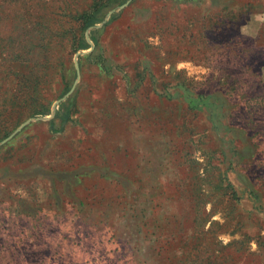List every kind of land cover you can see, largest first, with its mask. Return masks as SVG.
I'll list each match as a JSON object with an SVG mask.
<instances>
[{
  "label": "rangeland",
  "instance_id": "obj_1",
  "mask_svg": "<svg viewBox=\"0 0 264 264\" xmlns=\"http://www.w3.org/2000/svg\"><path fill=\"white\" fill-rule=\"evenodd\" d=\"M136 153L152 196L95 179L55 204ZM23 209L58 230L43 264H264V0H0V233Z\"/></svg>",
  "mask_w": 264,
  "mask_h": 264
},
{
  "label": "crops",
  "instance_id": "obj_2",
  "mask_svg": "<svg viewBox=\"0 0 264 264\" xmlns=\"http://www.w3.org/2000/svg\"><path fill=\"white\" fill-rule=\"evenodd\" d=\"M49 121L53 119L54 116H46ZM55 120V119H54ZM57 123V119L55 120ZM129 146L131 144H128ZM123 148V146H122ZM141 156L137 153L134 155L132 160H129L124 156L123 168L117 170L116 172L109 171L107 168L104 169L100 165L92 164L85 165V167H79L75 172L71 173L67 177L59 179V188L56 190V196H54V202L61 208L63 205H68L69 200H75L78 202L83 193L85 192L84 182L86 180L99 179L102 182H109V186L112 188L108 193L116 194L115 187L113 185L117 183L122 184V190H124V196L131 198H141L152 196L155 193V183H156V173L154 166H147L142 161L140 162ZM139 160V161H138ZM138 161V162H136ZM138 163V164H137ZM91 169V170H90ZM86 172L87 174L82 175L80 172ZM93 174H95L93 176ZM121 182V183H120ZM25 193H20L19 196L26 198H32L34 195L35 188H31L29 183L25 187ZM24 198V202L28 204L32 201H27ZM35 213L36 211L33 210ZM33 211L23 209L21 212H15L13 218H11V223H9L8 230L5 235L0 233V264H43L45 263V252L50 256H55L54 249L56 246L54 242L56 241V233L58 230H52L50 226H45L41 224H22L28 217H34ZM102 211V210H101ZM4 218V217H2ZM0 223H4L8 219H2ZM90 233L95 234V236H100V234L107 233L106 228L103 225L95 228L88 227ZM1 231V227H0ZM103 238V237H102ZM86 245L85 249H89L86 253L87 256H95L99 253L93 252L94 242L93 239L84 243ZM77 255V254H76ZM142 264V262H138Z\"/></svg>",
  "mask_w": 264,
  "mask_h": 264
},
{
  "label": "trees",
  "instance_id": "obj_3",
  "mask_svg": "<svg viewBox=\"0 0 264 264\" xmlns=\"http://www.w3.org/2000/svg\"><path fill=\"white\" fill-rule=\"evenodd\" d=\"M101 6H102L101 4L100 5H97L95 9H97V8H99ZM94 14L95 13L91 14L90 16H88V18L85 21L84 28H87V29L92 28L97 23L100 22V20L98 18H95L94 17ZM88 48H89V45L87 44V42L85 40L82 43H80L79 44V47H78V49H80V50H87ZM68 91H69V88H67L66 90H64L63 95L64 94H67ZM54 119L55 120L57 119V122H58V126L59 127L57 129L52 128V125H51V124H53L55 126L57 124ZM70 120H71V116H69V113L66 112L63 116H57V112H56L54 114L53 119H51L49 121L50 132L52 134H57L58 132H60V130H62V125L63 124L66 125ZM5 137H7V135Z\"/></svg>",
  "mask_w": 264,
  "mask_h": 264
},
{
  "label": "water",
  "instance_id": "obj_4",
  "mask_svg": "<svg viewBox=\"0 0 264 264\" xmlns=\"http://www.w3.org/2000/svg\"><path fill=\"white\" fill-rule=\"evenodd\" d=\"M75 68H76V71H77V73L79 72V68H78V65L76 64L75 65ZM74 85H75V83H74ZM74 85H73V87L71 88V90L67 93V95H69L71 92H72V90L74 89ZM45 119H49V118H45ZM28 122H25L21 127H23L25 124H27ZM15 133H13V134H11L7 139H5L4 141H2L1 142V144L2 143H5L7 140H9L13 135H14Z\"/></svg>",
  "mask_w": 264,
  "mask_h": 264
}]
</instances>
